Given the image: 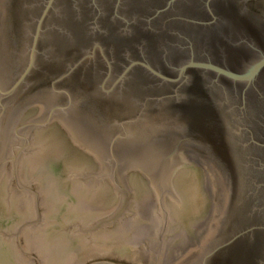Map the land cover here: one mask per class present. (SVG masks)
<instances>
[{
  "label": "water",
  "instance_id": "1",
  "mask_svg": "<svg viewBox=\"0 0 264 264\" xmlns=\"http://www.w3.org/2000/svg\"><path fill=\"white\" fill-rule=\"evenodd\" d=\"M9 160L39 264H264L260 3L0 0Z\"/></svg>",
  "mask_w": 264,
  "mask_h": 264
},
{
  "label": "rangeland",
  "instance_id": "2",
  "mask_svg": "<svg viewBox=\"0 0 264 264\" xmlns=\"http://www.w3.org/2000/svg\"><path fill=\"white\" fill-rule=\"evenodd\" d=\"M39 105L29 107L17 127L33 118ZM12 160L0 181V264H39L38 258L21 251L17 233L21 226L38 219L35 196L17 185Z\"/></svg>",
  "mask_w": 264,
  "mask_h": 264
},
{
  "label": "flooded vegetation",
  "instance_id": "3",
  "mask_svg": "<svg viewBox=\"0 0 264 264\" xmlns=\"http://www.w3.org/2000/svg\"><path fill=\"white\" fill-rule=\"evenodd\" d=\"M255 1H258L264 11V0H255Z\"/></svg>",
  "mask_w": 264,
  "mask_h": 264
}]
</instances>
